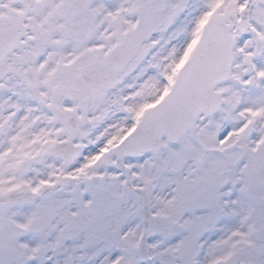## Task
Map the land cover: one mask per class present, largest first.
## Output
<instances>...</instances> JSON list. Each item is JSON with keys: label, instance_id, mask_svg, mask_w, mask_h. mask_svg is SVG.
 <instances>
[{"label": "snow or ice", "instance_id": "6c2138e0", "mask_svg": "<svg viewBox=\"0 0 264 264\" xmlns=\"http://www.w3.org/2000/svg\"><path fill=\"white\" fill-rule=\"evenodd\" d=\"M0 264H264V0H0Z\"/></svg>", "mask_w": 264, "mask_h": 264}]
</instances>
